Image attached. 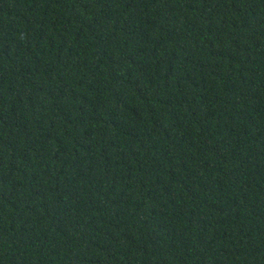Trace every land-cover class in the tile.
I'll return each mask as SVG.
<instances>
[{"label":"trees","instance_id":"trees-1","mask_svg":"<svg viewBox=\"0 0 264 264\" xmlns=\"http://www.w3.org/2000/svg\"><path fill=\"white\" fill-rule=\"evenodd\" d=\"M0 264H264V0H0Z\"/></svg>","mask_w":264,"mask_h":264}]
</instances>
